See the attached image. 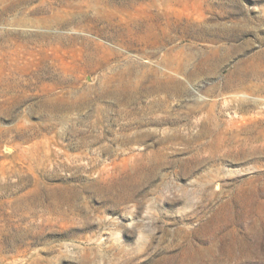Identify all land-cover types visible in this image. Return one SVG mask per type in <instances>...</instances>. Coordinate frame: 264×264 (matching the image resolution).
Here are the masks:
<instances>
[{"label": "rangeland", "instance_id": "1", "mask_svg": "<svg viewBox=\"0 0 264 264\" xmlns=\"http://www.w3.org/2000/svg\"><path fill=\"white\" fill-rule=\"evenodd\" d=\"M98 1L0 0V264H264V0Z\"/></svg>", "mask_w": 264, "mask_h": 264}, {"label": "bare ground", "instance_id": "2", "mask_svg": "<svg viewBox=\"0 0 264 264\" xmlns=\"http://www.w3.org/2000/svg\"><path fill=\"white\" fill-rule=\"evenodd\" d=\"M173 1V0H172ZM182 1V0H181ZM189 1V0H188ZM186 1V2H188ZM199 1V0H197ZM95 2V1H94ZM106 2V0H105ZM110 2V1H109ZM117 2V1H116ZM133 2V1H132ZM131 2V3H132ZM167 2V0H166ZM195 2V1H194ZM85 3V2H84ZM87 3V2H86ZM85 3V4H86ZM101 4L100 0L97 2V4ZM113 3V2H111ZM110 3V4H111ZM127 1H119V4L114 3L115 6H110L108 7V3L107 5L102 3V7L100 8L101 10H99V8L95 9V5L94 7H92V5H90V3H87V9L84 10L82 12L81 15V19L82 20H89L90 23H92V27H100L103 29H109V30H115V31H120L123 33H126V35L128 33H136L139 34L144 28H148L150 29V31H159V30H164L165 28H167L170 24H171V16L174 12V14L176 13L175 11H171V10H165L161 13L156 12V10H152L155 9V4L152 3L149 7V9H145L144 6L140 7V6H134L133 4H131ZM170 3V2H169ZM180 3V2H179ZM193 3V2H192ZM199 3V2H198ZM172 4V2H171ZM174 4V3H173ZM184 4V3H183ZM167 5V4H166ZM175 5V4H174ZM185 5V4H184ZM189 5V3H188ZM186 4V6H188ZM195 5V3L193 4ZM192 5V6H193ZM201 3L199 5H195V6H200ZM81 6V5H80ZM170 6V5H168ZM98 7V6H97ZM159 7V6H157ZM201 7V6H200ZM199 7V8H200ZM91 8L94 11H91ZM163 8V7H162ZM168 8V7H167ZM166 8V9H167ZM84 9V8H83ZM172 9V7H171ZM202 9V7H201ZM133 11V12H132ZM159 11V10H158ZM173 14V15H174ZM178 15V13H177ZM176 16V15H174ZM173 17V16H172ZM181 16H179L180 18ZM80 19V18H79ZM177 19V18H176ZM163 20V21H162ZM78 22H80L78 20ZM170 22V23H169ZM179 24V23H178ZM177 24V25H178ZM176 26V23L174 24ZM99 29V28H98ZM145 30V29H144ZM146 31V30H145ZM169 31V30H168ZM165 32V31H163ZM166 33V32H165ZM170 33V32H169ZM168 33V34H169ZM145 34V33H144ZM156 34V33H155ZM167 34V35H168ZM159 35V33H158ZM164 35V33H163ZM133 36V35H131ZM153 36V35H152ZM137 37V36H136ZM165 37V36H164ZM160 38V37H159ZM163 38V37H162ZM154 40V39H153ZM158 40V39H157ZM162 40V39H161ZM160 40V41H161ZM168 59V58H167ZM170 60V59H169ZM263 88V87H262ZM215 128L216 124L214 125ZM213 131V130H212ZM263 131V129H262ZM209 132V131H208ZM215 133V132H214ZM209 134V133H208ZM212 134V132H211ZM223 135V134H222ZM217 136V135H216ZM221 137V136H219ZM217 138V137H215ZM214 138V140H215ZM224 138V137H223ZM222 139H218L217 142H215L214 144L211 145L212 147V151H220L221 149L225 148V146L228 144H226V142ZM233 139V138H232ZM211 142V141H210ZM238 143V141H237ZM226 144V145H225ZM209 145V144H208ZM240 145V144H239ZM208 147V146H207ZM210 147V148H211ZM209 148V149H210ZM238 148V147H237ZM240 148V147H239ZM231 150V149H230ZM237 151V150H236ZM213 153V152H212ZM216 153V152H215ZM214 153V154H215ZM223 157V156H222ZM238 192V191H237ZM243 193V192H242ZM247 197V195H246ZM238 199V197H237ZM236 200V199H235ZM241 202V201H239ZM245 205V204H244ZM240 207V206H239ZM241 208V207H240Z\"/></svg>", "mask_w": 264, "mask_h": 264}]
</instances>
